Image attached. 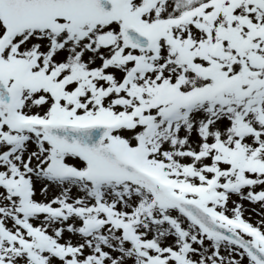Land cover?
Listing matches in <instances>:
<instances>
[{
	"label": "snow or ice",
	"instance_id": "1",
	"mask_svg": "<svg viewBox=\"0 0 264 264\" xmlns=\"http://www.w3.org/2000/svg\"><path fill=\"white\" fill-rule=\"evenodd\" d=\"M0 264H264V0H0Z\"/></svg>",
	"mask_w": 264,
	"mask_h": 264
}]
</instances>
